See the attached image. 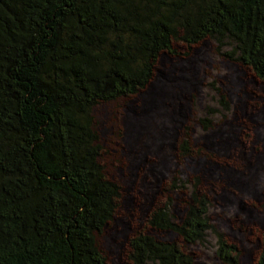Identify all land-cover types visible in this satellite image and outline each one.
<instances>
[{
	"label": "trees",
	"instance_id": "16d2710c",
	"mask_svg": "<svg viewBox=\"0 0 264 264\" xmlns=\"http://www.w3.org/2000/svg\"><path fill=\"white\" fill-rule=\"evenodd\" d=\"M205 39L264 82V0H0V264H107L98 238L123 194L102 162L93 109L146 88L172 42ZM215 84L218 106L197 119L205 130L230 110ZM188 130L180 156L192 152ZM204 197L190 192L178 217L169 195L147 225L187 238ZM220 239L219 259L240 264ZM128 259L195 264L176 241L144 231ZM254 264H264V233Z\"/></svg>",
	"mask_w": 264,
	"mask_h": 264
},
{
	"label": "rangeland",
	"instance_id": "374dc122",
	"mask_svg": "<svg viewBox=\"0 0 264 264\" xmlns=\"http://www.w3.org/2000/svg\"><path fill=\"white\" fill-rule=\"evenodd\" d=\"M172 49L160 53L146 88L93 109L102 162L123 194L99 245L107 264H129V240L144 231L176 241L195 264H225L217 255L223 237L237 248L240 264H254L264 233V82L217 54L211 39L192 46L174 41ZM213 81L230 110L214 115L205 130L197 119L208 105L218 106ZM187 126L192 152L180 156ZM196 190L205 195L201 225L189 237L149 228L150 212L169 195L181 217L183 200Z\"/></svg>",
	"mask_w": 264,
	"mask_h": 264
},
{
	"label": "flooded vegetation",
	"instance_id": "af4514ba",
	"mask_svg": "<svg viewBox=\"0 0 264 264\" xmlns=\"http://www.w3.org/2000/svg\"><path fill=\"white\" fill-rule=\"evenodd\" d=\"M167 52V51H166Z\"/></svg>",
	"mask_w": 264,
	"mask_h": 264
}]
</instances>
